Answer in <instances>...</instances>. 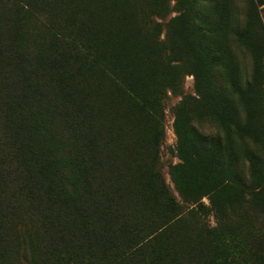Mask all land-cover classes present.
Returning a JSON list of instances; mask_svg holds the SVG:
<instances>
[{"label": "trees", "instance_id": "trees-1", "mask_svg": "<svg viewBox=\"0 0 264 264\" xmlns=\"http://www.w3.org/2000/svg\"><path fill=\"white\" fill-rule=\"evenodd\" d=\"M8 3L0 264H264V0L241 19L230 0ZM187 74L173 188L165 98Z\"/></svg>", "mask_w": 264, "mask_h": 264}, {"label": "rangeland", "instance_id": "rangeland-1", "mask_svg": "<svg viewBox=\"0 0 264 264\" xmlns=\"http://www.w3.org/2000/svg\"><path fill=\"white\" fill-rule=\"evenodd\" d=\"M231 8L234 10L237 19H241L243 16V8H244V0H230ZM171 5H174V1H172ZM9 10L8 0H0V20H4L7 16ZM177 11L172 9L170 14L164 19L168 20L170 17L176 16ZM161 20V19H160ZM162 38H165V34L161 35ZM238 64L242 70L243 75L249 72L251 68V60L246 54L239 53ZM189 96L190 101L186 102L189 106H193L195 103L194 98L197 99L199 94L196 90L195 86V77L192 74H187L184 77V80L181 83V89L178 91H174L173 89L168 88L167 95L165 98V143L162 148V160L164 164V171L167 177V181L174 188V183L171 180L169 167L171 164H175L181 162V158L176 154L171 153L170 148L175 149L178 141V135L175 130V109L179 103L186 101L185 97ZM200 129L202 132L208 135H214L215 133L221 131V128L210 119H204L200 124ZM264 155V148L261 151ZM175 190V189H174ZM204 201L209 203V199L204 197ZM211 224H215V218L213 215L210 216Z\"/></svg>", "mask_w": 264, "mask_h": 264}]
</instances>
